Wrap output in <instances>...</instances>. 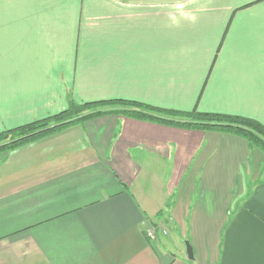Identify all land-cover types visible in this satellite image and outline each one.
Masks as SVG:
<instances>
[{
  "label": "crops",
  "instance_id": "0c3cea01",
  "mask_svg": "<svg viewBox=\"0 0 264 264\" xmlns=\"http://www.w3.org/2000/svg\"><path fill=\"white\" fill-rule=\"evenodd\" d=\"M71 99L264 124V0H0V131ZM0 264H264V153L117 112L0 153Z\"/></svg>",
  "mask_w": 264,
  "mask_h": 264
},
{
  "label": "trees",
  "instance_id": "16d2710c",
  "mask_svg": "<svg viewBox=\"0 0 264 264\" xmlns=\"http://www.w3.org/2000/svg\"><path fill=\"white\" fill-rule=\"evenodd\" d=\"M107 109H98L99 107ZM106 112H117L131 117H139L168 123L183 128L218 131L246 139L251 147L264 153V124L260 121L218 112L199 110L178 111L162 109L129 99H111L77 103L69 100L66 109L53 115L0 131V153L13 150L30 141L56 132L69 124L99 116Z\"/></svg>",
  "mask_w": 264,
  "mask_h": 264
},
{
  "label": "rangeland",
  "instance_id": "374dc122",
  "mask_svg": "<svg viewBox=\"0 0 264 264\" xmlns=\"http://www.w3.org/2000/svg\"><path fill=\"white\" fill-rule=\"evenodd\" d=\"M75 123H77V122H75ZM75 123H73V124H75ZM70 125H72V124H69L68 126H70ZM67 127V126H66ZM63 129V128H62ZM62 129H60V130H62ZM60 130H58V131H60ZM49 135V134H48ZM171 232H172V228H171ZM173 232H175V231H173ZM171 234V233H170ZM170 234H168V235H165L160 229H158L157 230V236H159L158 237V241H159V239L160 240H169L170 241V239H173L172 237H171V235ZM158 241H156L155 242V244L158 246V247H162V244L160 243V242H158ZM186 244V243H185Z\"/></svg>",
  "mask_w": 264,
  "mask_h": 264
},
{
  "label": "built area",
  "instance_id": "2783aa9c",
  "mask_svg": "<svg viewBox=\"0 0 264 264\" xmlns=\"http://www.w3.org/2000/svg\"><path fill=\"white\" fill-rule=\"evenodd\" d=\"M164 233H166V230L163 231ZM147 237L150 239V240H154L156 239L157 237V234H156V229L155 227L148 223L147 225Z\"/></svg>",
  "mask_w": 264,
  "mask_h": 264
},
{
  "label": "water",
  "instance_id": "95a60500",
  "mask_svg": "<svg viewBox=\"0 0 264 264\" xmlns=\"http://www.w3.org/2000/svg\"><path fill=\"white\" fill-rule=\"evenodd\" d=\"M185 243L187 248V255L189 258L193 259L194 258L193 247L189 241H186Z\"/></svg>",
  "mask_w": 264,
  "mask_h": 264
}]
</instances>
